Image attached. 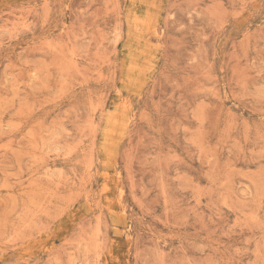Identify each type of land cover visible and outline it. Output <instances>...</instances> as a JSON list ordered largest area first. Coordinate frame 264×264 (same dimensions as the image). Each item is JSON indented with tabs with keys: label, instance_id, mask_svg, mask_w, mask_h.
<instances>
[{
	"label": "rangeland",
	"instance_id": "1",
	"mask_svg": "<svg viewBox=\"0 0 264 264\" xmlns=\"http://www.w3.org/2000/svg\"><path fill=\"white\" fill-rule=\"evenodd\" d=\"M0 264H264V0H0Z\"/></svg>",
	"mask_w": 264,
	"mask_h": 264
}]
</instances>
